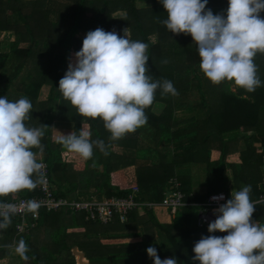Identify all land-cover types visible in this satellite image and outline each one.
<instances>
[{
    "label": "trees",
    "instance_id": "trees-1",
    "mask_svg": "<svg viewBox=\"0 0 264 264\" xmlns=\"http://www.w3.org/2000/svg\"><path fill=\"white\" fill-rule=\"evenodd\" d=\"M228 6V0H208L205 11L223 14ZM260 16L264 18V12ZM165 19L167 12L160 0L147 4L139 0H0V31L13 37L6 44L0 41V98L6 96L15 102L26 97L31 101L33 107L25 124L44 132L40 141L43 151H32L39 152V160L47 163L57 196H126L131 189L111 184L110 174L134 166L135 200L141 203L161 200L165 189L173 187V177L180 182L188 202L203 201L217 191H224L231 199L232 191L247 185L252 188L251 199L257 200L264 158V53L254 58L261 80L254 92L238 86L232 90V81L227 80L213 84L200 70L191 35L171 33L161 23ZM97 28L122 37L126 29L129 39L147 43L146 74L153 82L171 81L177 90L175 96L162 95L158 88L153 104L145 109L146 125L115 141L101 119L79 115L58 89L69 57H75L86 34ZM164 60L168 63H162ZM156 104L159 111L154 110ZM177 110L192 114L176 118ZM59 123L67 124L70 133L76 134L84 124L91 141H104L107 154L94 144L91 158L70 160L76 152L61 143L63 136L52 135L54 124ZM212 149L219 151L214 161L209 160ZM230 154H238L240 163L229 161ZM226 159L232 170L231 185L223 177ZM193 163H203L206 171L205 190L194 196L187 171ZM113 176L117 183L118 173ZM32 178L37 182L34 188L0 195V201L36 194L39 173ZM196 209L182 206L169 223H162L153 209L143 204L131 210L125 222L114 218L107 224L87 221L81 212L42 210L36 226L19 235H15L16 220L10 218L9 227L0 231V263L17 258V264H77L72 253L77 247L89 264H154L146 250L156 233L165 239L161 246L152 245L162 260L175 257L178 264H199L193 260L194 245L213 234L207 227L197 226ZM253 221L264 225V204L256 205ZM69 228L83 230L71 232ZM214 235L227 233L217 231ZM20 238L29 249L27 261L10 253V245H16ZM76 257L78 264H86L80 254Z\"/></svg>",
    "mask_w": 264,
    "mask_h": 264
},
{
    "label": "clouds",
    "instance_id": "clouds-1",
    "mask_svg": "<svg viewBox=\"0 0 264 264\" xmlns=\"http://www.w3.org/2000/svg\"><path fill=\"white\" fill-rule=\"evenodd\" d=\"M167 12L161 21L177 35H191L197 45L200 70L213 84L232 81L247 92L261 86L254 58L264 53V0H228L227 16L213 14L207 9L208 0H160ZM124 37L102 28L89 31L82 49L75 53V63L69 57L68 70L59 81V90L82 117L101 119L115 141L146 125L145 109L151 106L155 92L177 95L169 80L153 82L146 54L148 44ZM162 63H168L167 60ZM31 101L22 97L11 102L0 98V195L36 186L33 175L42 164L33 148L43 151L40 143L42 128L27 127L25 121L32 110ZM46 126V125H45ZM48 127V126H47ZM61 143L85 159L93 155V145L107 154L103 140L91 141L90 132L83 126L79 134L64 135ZM251 185L232 191L231 199L214 210L216 219L208 225L213 235L203 236L195 243L194 261L199 264H264V225L253 221L256 205L264 204V197L253 201ZM224 199L223 194L212 197ZM40 207L29 201L27 210L35 213ZM15 211L11 205L0 203V229L10 224ZM7 213V214H5ZM217 231L227 235L218 237ZM28 246L23 238L15 245V252L27 261ZM154 264H178L175 257L161 259L154 246L147 248Z\"/></svg>",
    "mask_w": 264,
    "mask_h": 264
},
{
    "label": "built area",
    "instance_id": "built-area-1",
    "mask_svg": "<svg viewBox=\"0 0 264 264\" xmlns=\"http://www.w3.org/2000/svg\"><path fill=\"white\" fill-rule=\"evenodd\" d=\"M39 163L42 164V168L39 171L38 192L36 194L0 201V203L11 205L15 209L10 215V218L16 220L14 225L15 235L22 234L28 229L35 227L42 210L46 212L62 210L66 214L81 212L84 214L85 220L87 221L107 224L114 218H117L120 222H125L128 213L143 204L152 209L164 207L174 213L185 205L197 206L196 224L199 227L208 228L209 223L214 222L217 218L214 214V210L228 200L224 191H217L209 194L203 201L188 202L185 200V193L179 188L180 182L176 177L170 179L173 182V187L165 189L161 200L154 202L141 203L135 200V193L137 192L136 186H133L131 192L126 196L112 195L109 197H99L97 195H90L85 197L86 194H81L75 198L62 197L57 196L54 192V186L49 178L47 163L44 160H39ZM260 170V192L257 199L264 197V158L262 159ZM221 194L224 196L223 200L214 201L212 199V197ZM29 201H36L40 204L39 209L35 213L27 210Z\"/></svg>",
    "mask_w": 264,
    "mask_h": 264
},
{
    "label": "crops",
    "instance_id": "crops-1",
    "mask_svg": "<svg viewBox=\"0 0 264 264\" xmlns=\"http://www.w3.org/2000/svg\"><path fill=\"white\" fill-rule=\"evenodd\" d=\"M0 32H2V31H0ZM191 114H192V112H189L186 110H177L175 112L176 118H186V117L190 116ZM33 152L39 153L37 151H33ZM72 154L75 156V158H77V156H80L79 154L77 155V153H72ZM210 154H211L210 158H209L210 161H214V160H217L219 158V151L217 149H212ZM229 156H232V155L230 154ZM41 158H42L41 154H40V157L36 156L37 160H39ZM226 167H228V168L230 167L228 162L224 163L223 177H225L226 179L229 178L228 179L229 185H231L230 181H231L232 172L229 174L226 173V170H228V169H226ZM131 168H132L131 166H126L124 168L114 170V172L118 173V176H117L118 182L116 183V182L112 181L111 184L118 186L120 189H132L133 186H136V177H135V174L133 173L134 170ZM126 170H128L129 173L125 174ZM187 171H189L188 174H189V179H190V186L192 189L191 195L194 196V195H198L200 193H203L205 190V184H206V171H205L204 164L203 163L190 164V166L187 168ZM111 173H113V172H111ZM192 202H199V201H192ZM191 206H194V205H191ZM194 207L197 208V206H194ZM166 210L167 209H164V208L153 209V212L157 211L154 214H155V216L159 222L169 223L171 221V219H173L174 216L171 218V216L167 213L168 210L167 211ZM197 210L198 209H196V211ZM196 220H197V213H196ZM0 231H1V229H0ZM164 243H165V239L162 236H159L158 234L155 233V237L150 242V245L151 246L152 245L161 246ZM10 248H11L10 253L12 255V248L13 249L15 248V244L10 245ZM9 260H10V258H9ZM87 262H88V260H87ZM6 264H7V262H6ZM77 264H78V262H77ZM88 264H89V262H88Z\"/></svg>",
    "mask_w": 264,
    "mask_h": 264
},
{
    "label": "rangeland",
    "instance_id": "rangeland-1",
    "mask_svg": "<svg viewBox=\"0 0 264 264\" xmlns=\"http://www.w3.org/2000/svg\"><path fill=\"white\" fill-rule=\"evenodd\" d=\"M147 2H149V0H139V3L140 4H147ZM223 15L225 16V18H226V16H227V13H223ZM80 36H84L82 33H80L79 34ZM192 38V37H191ZM13 39V37H12V35H11V33H5V32H0V41L3 43V44H6V43H8V41H10V40H12ZM193 39V38H192ZM72 62L73 63H75V57H72ZM230 88L232 89V90H235L236 89V85H235V83L234 82H231V84H230ZM161 109V107L159 106V105H154V110L155 111H159ZM71 132V127L70 126H68L67 124H64V123H59V124H54V126H53V130H52V135H53V137L54 138H58V137H60V136H64V135H67V134H69ZM115 149H117L118 151H120L121 150V147H119V146H117ZM125 153H127V154H129V153H133V152H131V151H129V152H125ZM211 155V154H210ZM36 156L37 157H40V153H36ZM69 156H71V155H69ZM228 158V157H227ZM69 159L71 160V159H73V161H79V158H78V156H77V158H75V156L72 158V157H69ZM80 159H82V158H80ZM227 160L228 159H226L225 160V162L224 163H226L227 162ZM229 161H233V162H238V163H240V158L238 157V154H235V155H232V156H229ZM132 168L131 169H133L134 170V174H135V168H134V166H131ZM226 169H228V170H226V173H231L232 172V170H231V167H226ZM127 173H129V171L128 170H126V172H125V174H127ZM114 174H116V172H114L113 171V173H111L110 174V180H111V182L113 181V182H115L114 181ZM229 179V178H228ZM93 189H89V192H91ZM90 195H93V194H86V196L85 197H88V196H90ZM158 208H164V207H157V208H155V209H158ZM164 209H166V208H164ZM167 211V210H166ZM157 211H154V213H156ZM167 213L171 216V218L175 215V213L174 212H171V211H167ZM196 213H197V211H196ZM172 220V219H171ZM83 229H81V228H76V229H74V228H69L68 229V231H71V232H73V231H75V232H78V231H82ZM12 255H16V252H15V248L13 249L12 248ZM74 255V254H73ZM74 257H75V259H76V261H77V257H76V255H74ZM6 262H7V264H17L18 262H19V259H17V258H10V260H7V261H2L0 264H6ZM77 263V262H76Z\"/></svg>",
    "mask_w": 264,
    "mask_h": 264
},
{
    "label": "water",
    "instance_id": "water-1",
    "mask_svg": "<svg viewBox=\"0 0 264 264\" xmlns=\"http://www.w3.org/2000/svg\"><path fill=\"white\" fill-rule=\"evenodd\" d=\"M72 253H73L74 255H78V254H80L81 257L84 258V253H83L82 251L78 250L77 247H73V248H72ZM86 264H88L87 260H86Z\"/></svg>",
    "mask_w": 264,
    "mask_h": 264
}]
</instances>
